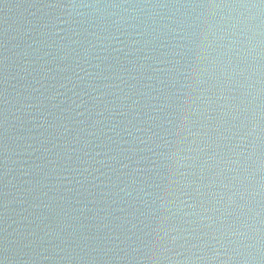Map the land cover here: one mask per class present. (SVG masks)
<instances>
[{
    "label": "water",
    "instance_id": "water-1",
    "mask_svg": "<svg viewBox=\"0 0 264 264\" xmlns=\"http://www.w3.org/2000/svg\"><path fill=\"white\" fill-rule=\"evenodd\" d=\"M0 264H264V0H0Z\"/></svg>",
    "mask_w": 264,
    "mask_h": 264
}]
</instances>
